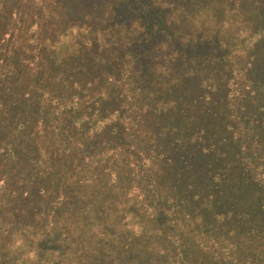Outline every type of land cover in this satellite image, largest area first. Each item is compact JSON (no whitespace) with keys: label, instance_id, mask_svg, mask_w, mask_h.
Wrapping results in <instances>:
<instances>
[{"label":"rangeland","instance_id":"obj_1","mask_svg":"<svg viewBox=\"0 0 264 264\" xmlns=\"http://www.w3.org/2000/svg\"><path fill=\"white\" fill-rule=\"evenodd\" d=\"M84 61L92 66L77 81ZM58 133L74 153L87 151L91 164L76 170L82 176L58 179L68 162L63 142L46 143ZM11 152L22 162L0 164L8 194L24 181L33 195L42 189L51 178L36 181L30 172L50 161L57 184L93 181L79 193L91 208L104 191L118 209L135 198L139 221L155 191L179 197L178 173L197 180L201 199L223 182L213 196L227 201L222 192L238 166L264 173V0H0V159ZM257 180L264 188V177ZM60 197L33 207L53 210ZM21 199L12 207L20 215L36 198Z\"/></svg>","mask_w":264,"mask_h":264},{"label":"trees","instance_id":"obj_2","mask_svg":"<svg viewBox=\"0 0 264 264\" xmlns=\"http://www.w3.org/2000/svg\"><path fill=\"white\" fill-rule=\"evenodd\" d=\"M66 25L64 23L63 27ZM200 35L192 38L195 47L202 43L196 42ZM203 50L197 49V52ZM211 52L218 53L213 49ZM77 65H84L80 71L82 74L77 75V81H82L83 72L92 64L84 61ZM188 126L187 123L185 129ZM164 135H167L166 130ZM25 136L30 138V134ZM59 142H63L59 152H63L68 162L60 168L58 179L69 172H74L75 177L82 176L81 170L91 164H84L89 157L87 151L74 153L70 148L72 142L59 133L53 134L52 139L46 143ZM179 144L182 145L181 142ZM180 147L178 145L177 150L173 151V166L179 164L180 154L177 153L181 152ZM2 150L6 151L7 148ZM45 153L43 151L46 158ZM103 153L109 152L100 153L106 163L111 155L107 158L102 156ZM10 154L11 157L1 158L0 164L10 168L12 162H22L13 152ZM93 160L90 157V161ZM194 164L199 162L194 160ZM189 165L186 163L182 169ZM79 168L81 170L78 173L76 170ZM57 170L58 167L48 161L46 170L30 172L36 181L51 178L39 191L40 186H36L34 195L30 191L32 188L25 187L27 181L8 194L7 179L0 178V241L6 244L4 247L0 245V264H264V234L262 239L255 236L258 230L261 229L262 233L264 231V188L254 184L258 182L259 174L264 177L262 172L252 174L250 169L238 166L231 179L226 180V191L222 192H226L227 201H217V197L213 196L223 182L213 181L212 195L208 194V197L201 199L194 187L197 180L186 183L178 173L175 180L179 182L177 177L181 180L177 189L180 191L179 197L173 193L155 191V195L150 198L156 201L150 203L144 200L141 203L146 212L141 214L142 219L139 221L140 215H137L134 208L137 205L135 198H127L124 205L120 204L121 209H118V203L113 204L117 200H105L108 196L104 191L94 197V205H97L91 208L79 193L88 191L94 185L93 181L88 179V182L80 183L72 179L69 183L57 184L51 176ZM94 170L103 172L102 168L93 167L92 174L96 175L95 180H103L99 174L93 173ZM201 174L197 178L200 182ZM2 176H7V173ZM107 179L110 182L119 181L112 177ZM28 185L35 186L32 183ZM64 188L75 192L69 195ZM54 192L61 196L58 207L53 210L45 206L39 209L33 207L35 204H43L42 201ZM20 197L24 202L36 198L35 201H29L31 208L22 215L18 214L20 209L12 208L17 205ZM129 207V211H124ZM103 219L108 220L105 225ZM19 225L22 227L17 228ZM247 249H252L250 253L254 255L250 260L243 253ZM4 254L9 255L6 256L7 260H2Z\"/></svg>","mask_w":264,"mask_h":264}]
</instances>
